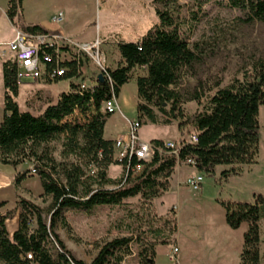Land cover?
<instances>
[{
  "label": "trees",
  "instance_id": "1",
  "mask_svg": "<svg viewBox=\"0 0 264 264\" xmlns=\"http://www.w3.org/2000/svg\"><path fill=\"white\" fill-rule=\"evenodd\" d=\"M24 0H7L6 16L14 28L29 36L47 35L37 25L23 21ZM209 0H195L198 12ZM154 13L157 23L134 42H117L121 62L114 69H104L102 80L90 87L80 88L70 83L69 90L61 93L53 105H48L42 114L33 116L21 112L15 101L18 95L16 64L6 61L2 65V80L5 90L3 113L0 122V162L18 166L32 160L31 169L18 173L15 187L30 174L40 181L43 197H50L48 209L19 198L17 202L18 227L10 237L6 220L13 213L0 214V262L3 264H86L76 259L66 249L55 232L64 224V213L77 210L91 215L102 206L119 207L128 198L139 196L149 202L162 196L170 188L171 177L177 165L188 164L198 174L212 175L216 167L229 166L220 178L238 176L235 166L255 163L259 149V107L264 106V58L253 63L251 74L242 81L235 79L224 88L219 83L208 89L214 93L205 95L200 79L186 99L180 92L183 75L194 70L202 59L199 46L191 45L183 32L186 22L181 17L182 6L178 0H155ZM229 8L243 13V22L259 23L264 27V0H225ZM198 12H193L192 22L198 21ZM68 52L58 45L39 46V58L52 57L49 69L62 67L66 74L58 80L80 78L81 61L72 59L59 62L58 58ZM135 68H145L146 74L135 80L137 88L136 122L139 126L170 125L178 120V130L189 127L197 136L196 144L184 140L178 142L177 154H171L163 141L152 140L154 148L147 162L131 160V167L141 165V172L130 174L116 188L108 176L109 167L121 166L114 157V142L104 138V127L112 115L102 109L104 102L117 98L120 88L131 79ZM207 99L201 111L187 117L181 110L185 101L200 103ZM63 137L61 158L57 162L44 147ZM43 147V148H42ZM39 152V149L41 150ZM157 149H160L159 152ZM13 157L14 159H10ZM72 161H66L67 158ZM251 203L219 201L225 214V223L232 230L247 224L243 235L240 264H260L259 222L264 219V198L253 194ZM5 205L0 202V208ZM177 231L174 215L164 219L158 228H149L136 236L111 240L100 247L89 264H122L132 255V245L137 246L139 264H154L157 245H168Z\"/></svg>",
  "mask_w": 264,
  "mask_h": 264
},
{
  "label": "rangeland",
  "instance_id": "2",
  "mask_svg": "<svg viewBox=\"0 0 264 264\" xmlns=\"http://www.w3.org/2000/svg\"><path fill=\"white\" fill-rule=\"evenodd\" d=\"M154 1L24 0L22 7L27 21L36 23L44 19L49 20L57 12H62L64 18L60 25L67 28L72 38L77 41L74 43L75 46L68 44L71 47L67 56L68 61L79 59L82 65L81 76L74 79V83L84 81L89 84L94 81L102 68L114 70L119 65L117 42H134L157 23ZM6 2L7 0H0V42L8 41L12 33L4 12ZM178 4L182 6L181 17L186 21L183 24V32L188 36L190 44L192 46L197 44L202 51L200 63L196 64L193 71L185 73L180 81V92L185 99L197 79L202 82L205 95L208 97L215 90L211 92L207 90L214 87L216 82L219 83L218 88H224L235 79L242 81L244 75L251 74L253 63L264 58V27L259 23L245 24L243 13L238 9L227 7L225 0H209L203 3L200 12H198L195 0H178ZM193 12H198L197 22L191 20ZM52 34L58 35L49 31V35ZM82 42L91 44H81ZM82 45L88 46L89 49L82 50ZM7 61L12 62L13 57L10 56ZM145 70V68L132 70L131 79L120 92L118 100L120 109L116 110L106 121L104 137L115 138L116 135L128 133L129 123L136 120L138 99L135 96V80L138 76H144ZM27 86L33 89L32 95L28 93L29 91H23ZM20 87V94L16 100L20 109L24 110L25 99L29 98L36 102L37 98L34 96L38 94L54 98L58 93L66 92L68 81L61 80L46 84L42 80L33 82L26 79ZM206 102L207 99H202L200 103L185 101L181 104L182 113L189 117L201 111ZM155 112L159 123L140 126L138 136L161 138L164 139L165 145L170 143L178 145V142L192 134L189 127L179 131L178 120H173L170 125L160 123L163 119L156 110ZM258 124L259 149L255 163L249 166H235L234 168L239 172L238 176H230L225 181L220 178V170H229L231 168L229 166L216 167L212 175L201 174L203 182L200 195L193 197L192 190H189L191 192L184 194V198L187 199H181L175 209L170 207L176 204V198L173 195L163 198L162 195L149 202L141 200L139 196L128 198L122 206H102L91 215L77 210H68L64 213V224H59L55 229L56 234L76 259L89 264L105 243L118 238L134 237L141 231H148L149 228H158L164 219L171 216V213L175 219L177 215V219L180 220V223L177 221L180 237L185 228L182 218L187 219L190 214L199 220L194 225L195 233L217 231V222L222 213L217 202L251 203L253 194L264 198V106L259 107ZM62 142L63 137L60 136L44 147L57 162L64 161L60 155ZM42 148L39 152L43 150ZM72 160L71 157L66 159V161ZM31 163L32 160L28 159L21 162L19 166L24 171L31 169ZM187 166L189 165L179 164L176 169ZM187 172L191 173L190 170ZM109 176L114 184L107 185L105 188L112 189L123 183L125 173L122 168L112 165ZM183 185L189 188L186 182ZM38 203L44 211L50 204L49 199L45 197H39ZM176 234L177 231L170 237L168 245L156 246H165L158 249L156 264L170 263L167 261L168 256L173 247L177 248ZM180 242L182 243V238ZM203 242L210 244V237L207 236V240L204 239ZM169 248L170 251L166 255ZM211 258L210 255H205L191 263L184 264H213ZM178 259L181 262L180 254ZM0 264L3 263L0 262ZM122 264H139L135 244L132 245V255L126 257Z\"/></svg>",
  "mask_w": 264,
  "mask_h": 264
},
{
  "label": "crops",
  "instance_id": "3",
  "mask_svg": "<svg viewBox=\"0 0 264 264\" xmlns=\"http://www.w3.org/2000/svg\"><path fill=\"white\" fill-rule=\"evenodd\" d=\"M22 6H23V3H22ZM6 9H7V2H6ZM6 9L4 10L5 15H6ZM22 10H23V7H22ZM56 14L62 15V12L59 11ZM56 14H54L49 20L44 19L40 23L29 22L23 15V21L26 25H30V26L37 25L41 27L42 29L46 30L48 34H49V31H51V33H56L61 37V39L66 41L67 44L75 46L74 43L77 41L74 38H72V35L69 33V30H66L67 28H63L60 24L53 23V18L57 16ZM63 18L64 17L62 15V21H63ZM8 22L12 28V33L8 41L0 42V45H1L0 46V122L2 120L3 100H4V93H5V90L3 87V80H2V65L8 60L10 56L13 57V55L3 45L12 41L15 34L19 32V30L17 31V29L13 27V25L10 23L9 20ZM81 44L90 45L91 43L82 42ZM67 48H68V52H66L65 54L64 53L62 54V58L64 61H68L67 56H68L69 50H71L70 46H68ZM119 58H120V55H119ZM120 62H121V58L119 59V63ZM97 74L99 75L100 73H97ZM96 78L94 79L93 82H90L89 84L84 83V81L82 83H78V82L77 83L75 82V83L79 84L80 86L83 85L85 87H90L92 83L97 82ZM39 80H42L46 84H52V83L61 81V80H56V81L51 82L45 79H39ZM39 80L33 81V82H38ZM67 81H68V88L66 92L69 90L70 83H74V79H70ZM22 83L23 81L20 84H18V95L16 99L19 97L20 88H21L20 86L22 85ZM122 87H124V85ZM122 87L120 88L119 94L116 98L117 110L120 109L118 100H119ZM25 90L26 92L29 91L28 93H31V95L34 93L32 92L33 89H30V87L28 86L23 89V91ZM60 94L58 93L57 96L55 95L54 98L43 97L40 94H38V96L33 95L35 98H37L36 102H34L33 100L31 101L29 98L25 99L24 106H23L24 110L20 109L18 105V101L16 99L15 101L21 112H28L32 114L33 116H38L42 114V112L45 110V108L48 105L55 104ZM135 96L137 99V88L136 87H135ZM36 110L38 111L35 112ZM126 134L116 135L115 138H106V137L104 138L106 140L115 142V140L121 137H124ZM138 138L141 142H144V143H150L152 140H160V141L164 140L161 138H146L142 136H138ZM118 167L122 168L121 166H118ZM110 168L111 166L109 167V170ZM109 170H108V176H109ZM188 170H190L191 172L190 174L187 172ZM22 171L23 170L19 165L16 167H12L11 165H4L0 162V202L5 203V205L2 208H0V214L5 215L8 212L13 213L12 217L6 220V223H5L7 232L10 237L13 235V233L17 230V227H18L17 202L19 198L25 199L37 205L38 207H40L41 205L38 203L39 197L41 198L43 197V190L41 188L39 178L33 173H30L19 184L18 187H15L14 179L16 175ZM220 171L222 172V170ZM197 175H201V174H198V172L190 166L184 167L182 169L178 168L175 170L173 176L171 177L170 188L162 196L163 198H165L166 196L173 195L174 198H176V204H173L170 208L173 207L175 209L176 205L181 201V199L183 200L187 199V198H184V194L191 192L189 191L191 189L185 187V185L183 184L185 183L187 178L194 177ZM200 191L202 192V183L197 193L193 191L191 192L193 194L192 196L198 197L201 193ZM45 198L47 200L49 199V203L51 202L50 197H45ZM217 204L219 205V202H217ZM220 208L222 210V213L217 222V231L212 230L210 233H205L203 231L202 233L200 232L195 233V231H193V229L195 228L194 225H196V221L199 222V220H196V217L193 214H190L188 215L187 219L182 218V221H183L182 223L183 225L185 224L184 225L185 228L183 229L182 237H180V235H178V224L180 223V220L179 218L177 219V215H176V222L178 221L179 223L177 224V234L175 236V245L178 249L177 260L179 264L191 263L197 259H200L201 256L204 257L205 255H210V257H212L211 259H212L213 264H240V254H241L242 247H243V235L247 230V224H242L237 230L230 229L225 223L224 210L221 206ZM192 223L194 224L191 225ZM207 236L210 237V240H211V242H209L210 244H207V243L204 244L203 242L204 239L205 241L207 240ZM180 238H182V243L180 242ZM200 238L202 242L200 241ZM259 239H260V242H259L260 264H264V219H262L259 222ZM160 247H165V246L156 247V258H155L154 264H156L157 252ZM169 251H170V248L167 251L166 255L169 253ZM179 254L181 256V262L178 259Z\"/></svg>",
  "mask_w": 264,
  "mask_h": 264
},
{
  "label": "built area",
  "instance_id": "4",
  "mask_svg": "<svg viewBox=\"0 0 264 264\" xmlns=\"http://www.w3.org/2000/svg\"><path fill=\"white\" fill-rule=\"evenodd\" d=\"M53 22L60 24L62 22V15L59 14L53 18ZM58 45L59 47H68L69 45L61 39L59 35H36L29 36L22 32H17L12 41L3 45L13 55V62L16 64V79L17 84H20L25 79L37 81L39 79H45L47 81H56L62 78L66 74V69L62 67H56L49 69L47 65L51 64L53 59L50 56H45L42 60L39 58V46L41 45ZM1 46V45H0ZM89 49L88 46L82 45V50ZM59 62H63L62 55L58 58ZM104 69L101 70L100 74ZM81 89L85 86L81 85ZM103 111L113 114L117 110L116 98L106 101L102 105ZM140 126L138 122L133 121L129 123L128 133L114 142V159L123 164L125 167V178L130 174L131 177L138 175L141 170V165H135L131 167V160L136 159L138 162H147L151 159L154 148L150 143L141 142L138 138V130ZM189 144L197 143V136L192 133L184 140ZM166 148L170 149L171 154H177L178 145L168 144ZM161 152L160 149H157ZM187 165H190L188 162ZM186 185L194 192L199 191L203 177L197 175L186 179ZM178 249L173 247L168 261L171 264H179L177 260Z\"/></svg>",
  "mask_w": 264,
  "mask_h": 264
},
{
  "label": "water",
  "instance_id": "5",
  "mask_svg": "<svg viewBox=\"0 0 264 264\" xmlns=\"http://www.w3.org/2000/svg\"><path fill=\"white\" fill-rule=\"evenodd\" d=\"M101 80H102V75L99 74V75L97 76V78H96V81H97V82H100Z\"/></svg>",
  "mask_w": 264,
  "mask_h": 264
}]
</instances>
